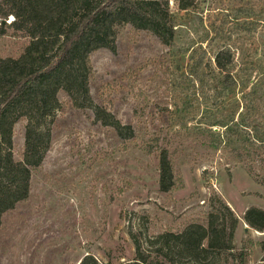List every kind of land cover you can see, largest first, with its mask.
I'll return each mask as SVG.
<instances>
[{
	"label": "rangeland",
	"instance_id": "374dc122",
	"mask_svg": "<svg viewBox=\"0 0 264 264\" xmlns=\"http://www.w3.org/2000/svg\"><path fill=\"white\" fill-rule=\"evenodd\" d=\"M169 5L178 15L172 47L129 25L120 32L115 52L103 48L91 56L92 105H106L121 124L132 125L134 138L120 137L97 120L93 106L79 107L61 93L65 105L47 120L51 140L42 165L33 170L31 195L5 216L0 229V264H79L87 254L104 264L133 262L134 235L148 249L152 235L205 222L209 211L220 208L217 196L239 225L234 250L208 264L258 261L264 237L243 217L252 206L264 209V165L258 157L248 159L250 171L247 163L237 162L232 150L240 143L214 150L218 134L206 129L219 117L226 126L217 133L224 131L226 141L237 134L248 138L247 119L264 132V0H199L189 11H180L177 0ZM6 31L0 36V58L16 57L27 38ZM220 47L236 55L231 72L236 87L217 97L212 73L207 90L192 84L188 90L173 89L177 66L187 69L196 51L206 50L213 58ZM26 123L15 125L16 160L22 159ZM258 134L251 132L264 139ZM157 138L174 153L183 180L173 193L159 188Z\"/></svg>",
	"mask_w": 264,
	"mask_h": 264
},
{
	"label": "trees",
	"instance_id": "16d2710c",
	"mask_svg": "<svg viewBox=\"0 0 264 264\" xmlns=\"http://www.w3.org/2000/svg\"><path fill=\"white\" fill-rule=\"evenodd\" d=\"M198 1L177 0L178 9L189 11ZM9 17L14 19L8 23ZM0 18V36L7 35L6 29L10 28L27 38L18 56L0 58L1 229L5 216L31 195L33 170L42 165L51 140L52 130L46 125L47 120H52L65 105L60 94L70 97L79 107L93 106L92 54L103 48L115 52L120 32L129 25L152 33L162 44L172 47L178 15L170 9L169 0H0ZM214 54L212 58L206 50L196 51L187 69L177 66L172 75L173 89L188 90L192 84L198 85L201 91L207 90L212 73H215L217 97L226 88L236 87L238 79L231 75L236 65L235 53L228 47H220ZM131 78L129 75V82ZM93 109L104 126L114 128L120 137L134 138L133 126L121 124L106 105L94 104ZM22 119L27 121L24 151L22 159L16 160L15 125ZM214 120L207 123L206 129L218 134L211 144L214 150H223L226 142L233 146L240 143L239 148L232 150L237 162L247 163L250 171L252 165L248 159L253 161L258 157L264 165V139L251 136L255 130L264 137L263 127L247 119L243 126L244 136L248 138L237 134L233 140L226 141L222 138L224 131L217 133V128L222 129L225 123L219 117ZM158 138L154 140L159 160V188L173 193L183 187V180L176 172L174 153L159 145ZM255 142L261 144L256 146ZM216 198L220 208L209 211L205 222L195 221L180 232L169 229L152 235L146 239L148 249L134 235L135 259L124 264H178L183 260L208 264L215 257L234 250L239 218L227 203ZM243 218L254 230L264 231V209L252 206ZM259 245L264 249V240ZM80 264L104 263L87 254Z\"/></svg>",
	"mask_w": 264,
	"mask_h": 264
},
{
	"label": "built area",
	"instance_id": "2783aa9c",
	"mask_svg": "<svg viewBox=\"0 0 264 264\" xmlns=\"http://www.w3.org/2000/svg\"><path fill=\"white\" fill-rule=\"evenodd\" d=\"M10 22V20H9ZM258 236L264 237V231H255ZM256 264H264V249H261V255L259 256Z\"/></svg>",
	"mask_w": 264,
	"mask_h": 264
},
{
	"label": "water",
	"instance_id": "95a60500",
	"mask_svg": "<svg viewBox=\"0 0 264 264\" xmlns=\"http://www.w3.org/2000/svg\"><path fill=\"white\" fill-rule=\"evenodd\" d=\"M80 264V263H79Z\"/></svg>",
	"mask_w": 264,
	"mask_h": 264
}]
</instances>
